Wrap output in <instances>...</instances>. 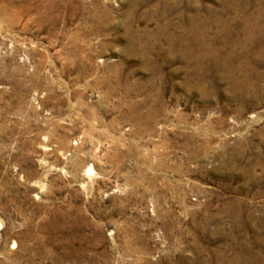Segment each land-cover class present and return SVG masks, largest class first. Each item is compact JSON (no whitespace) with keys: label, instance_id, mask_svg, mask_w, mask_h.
I'll list each match as a JSON object with an SVG mask.
<instances>
[{"label":"rangeland","instance_id":"1","mask_svg":"<svg viewBox=\"0 0 264 264\" xmlns=\"http://www.w3.org/2000/svg\"><path fill=\"white\" fill-rule=\"evenodd\" d=\"M241 258L264 261V0H0V264Z\"/></svg>","mask_w":264,"mask_h":264},{"label":"bare ground","instance_id":"2","mask_svg":"<svg viewBox=\"0 0 264 264\" xmlns=\"http://www.w3.org/2000/svg\"><path fill=\"white\" fill-rule=\"evenodd\" d=\"M187 23V22H186ZM186 25V24H185ZM178 26H180V24L178 25ZM189 27V26H188ZM187 27V28H188ZM182 28V27H181ZM184 28H186V27H184ZM161 30V29H160ZM182 30L184 31V29L182 28ZM187 31V30H186ZM189 32V31H188ZM187 32V33H188ZM184 34H185V32H184ZM146 37V36H145ZM131 38V37H130ZM144 39L145 38H141V39H139V42L140 43H143V44H145V43H147L146 41H144ZM138 39H136V41H137ZM183 40V39H182ZM170 41H171V39H170ZM188 41V40H187ZM182 42V41H181ZM172 43V42H171ZM182 47V46H181ZM183 49H185L184 47H183ZM129 113H130V116H133V117H135L136 119H138L140 122H141V120L143 119L142 118V116H141V114L139 113V111H138V106H136V105H133V106H131V107H129ZM149 118H151V114H148V115H146V117L143 119V120H148ZM85 171H84V175L85 176H87V177H89L90 175H91V168L89 167V168H87V169H84ZM61 218H62V216H61ZM74 221V220H73ZM16 243L15 242H12V245H15ZM13 247V246H12ZM73 249V248H72ZM74 250V249H73ZM71 252V251H70ZM52 255H53V253L51 252V251H46V254L44 255V256H47V258H51L52 257ZM62 257H70L71 256V254L66 250V249H64L63 251H62V255H61ZM78 257V256H77ZM236 262H238V264H264V261H260V260H258V258H256L255 260H253L252 258H241V260L239 259L238 261L236 260ZM27 264V263H26Z\"/></svg>","mask_w":264,"mask_h":264}]
</instances>
